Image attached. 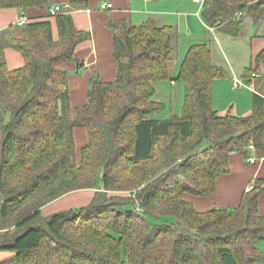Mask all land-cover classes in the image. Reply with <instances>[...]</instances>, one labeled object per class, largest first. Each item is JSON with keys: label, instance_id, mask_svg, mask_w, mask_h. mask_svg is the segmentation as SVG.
Segmentation results:
<instances>
[{"label": "trees", "instance_id": "16d2710c", "mask_svg": "<svg viewBox=\"0 0 264 264\" xmlns=\"http://www.w3.org/2000/svg\"><path fill=\"white\" fill-rule=\"evenodd\" d=\"M89 0H73L87 5ZM56 0H0V9H50ZM212 27L232 36L246 19L264 22V0H205ZM0 31V264H257L264 261V214L257 179L235 208L198 210L187 196L206 197L229 173L233 153L261 145L264 100L249 115H222L213 84L228 78L208 43L192 44L170 74L175 27L154 18L111 19L115 79H91L87 102L73 108L67 65L91 38L70 13ZM25 65L10 69L6 44ZM264 60L246 71L252 78ZM185 85L180 113L157 97V83ZM88 143L78 151L76 129ZM94 189L90 203L44 215L73 191Z\"/></svg>", "mask_w": 264, "mask_h": 264}, {"label": "crops", "instance_id": "0c3cea01", "mask_svg": "<svg viewBox=\"0 0 264 264\" xmlns=\"http://www.w3.org/2000/svg\"><path fill=\"white\" fill-rule=\"evenodd\" d=\"M56 1V4H69L70 8L62 13H70L77 28L91 33V38L82 42L75 51V57L81 65V72L77 70V63L71 62L67 65L73 108L83 106L87 102L90 82L94 76H99L103 81L115 79L117 62L113 56L114 35L109 28V23L111 19L120 18H125L137 25L149 18H154L160 25L167 24L175 27V53L174 58L169 62L171 76L177 65L176 60L182 58L179 50L181 35L190 37L185 47L186 51L192 44L208 43L214 61L226 67L230 75L221 82L222 87L218 90V94H215V88L213 89L214 106L220 114L224 115L231 111L235 115L246 116L253 110L256 95L264 100V60L261 61L252 78L246 76L248 68H254L257 65V56L264 50V22L254 24L246 22L248 20L246 19L240 33L232 36L224 27L215 26L212 29V26L201 18V8L193 0H89L87 5L75 4L73 0ZM109 3L110 7L107 6ZM22 16H26L28 21L51 20L54 37L58 38L56 20L49 15V9L2 8L0 9V31L18 24ZM248 25L252 29L250 33L244 35V28ZM254 29H258L257 32L254 33ZM209 34L216 38L217 44L208 39ZM232 38L240 42H232ZM5 53L11 70L25 65V59L20 51L6 47ZM237 77H240L247 86L235 88L233 80ZM229 78L231 84L227 80ZM171 84H174L173 80ZM78 138L82 140L81 146H78ZM76 143L78 151L88 143V135L84 128L76 129ZM250 158H255V161L251 162ZM229 167V173L219 178L215 191L209 196H187V200L200 211L215 207H237L243 194L253 187L254 182L257 179L264 180V131L261 136V145L251 146L248 156L233 153L230 156ZM94 194V189L73 191L45 205L42 212L44 215L52 214L78 206L77 203L83 200L90 203ZM259 211L264 214V192L259 200ZM257 245L264 254V241H260ZM10 256L11 253L8 252L6 259ZM257 264H264V261Z\"/></svg>", "mask_w": 264, "mask_h": 264}, {"label": "rangeland", "instance_id": "374dc122", "mask_svg": "<svg viewBox=\"0 0 264 264\" xmlns=\"http://www.w3.org/2000/svg\"><path fill=\"white\" fill-rule=\"evenodd\" d=\"M201 11H202V9H201ZM200 15H201V12H200ZM201 18H202V15H201ZM246 22H252V21H250L248 19ZM251 29L252 28L249 27V25L247 27H245L244 28V35L250 33ZM257 30L258 29H256V30L254 29L253 32L255 33V32H257ZM184 35L185 34L181 35V38H180L181 44L179 46L180 47L179 48L180 57H182V58H181V60H176L177 61V65H176L175 70L172 73L173 76L178 74L179 67L181 65V62H182L185 54H186L185 53V51H186L185 47H187V43L190 40V37H187L186 35H185L186 36L185 37ZM208 39H210L214 44H217L216 38L214 36H212L211 34H209V38ZM234 40L235 39H233V38L231 39L232 42H240V40H238V41L237 40L234 41ZM6 47L8 48V47H12V46H10V44L7 43ZM12 48H14V47H12ZM223 80L224 79H217L214 82L213 88H215V94H218V90L222 87L221 82H224ZM227 80H229V82L231 84L230 78L227 79ZM156 87H157V97H159V99L161 101H163L166 104V106H167V108L159 115V117L168 118V117H170L172 112L173 113H180L181 109H182V107L184 105V95H185V85H184V83L179 81V80H174V84H171V80L168 79V80H163V81L158 82ZM77 142H78V146L82 145V140L81 139L78 138ZM77 204H78V206H72L70 208L84 206V205L88 204V202L86 200H83L82 202H79ZM45 214H46V212H45ZM49 214H46V215H49ZM7 255H8V251H0V261L6 259ZM126 264H130V263L126 262Z\"/></svg>", "mask_w": 264, "mask_h": 264}, {"label": "built area", "instance_id": "2783aa9c", "mask_svg": "<svg viewBox=\"0 0 264 264\" xmlns=\"http://www.w3.org/2000/svg\"><path fill=\"white\" fill-rule=\"evenodd\" d=\"M194 3L198 4L199 7L202 9L205 0H193ZM108 7L111 6V4H107ZM68 8H70L69 4H55L53 6L50 7L49 9V15L51 16H56L59 13H62L64 11H66ZM28 21V18L26 16H22L20 21L18 22V24L22 25L25 24ZM212 29H214L215 27H211ZM233 86L235 88H241V87H245L247 86L246 83L243 82V80L240 77L234 78L233 80ZM251 162L255 161V158H250Z\"/></svg>", "mask_w": 264, "mask_h": 264}]
</instances>
